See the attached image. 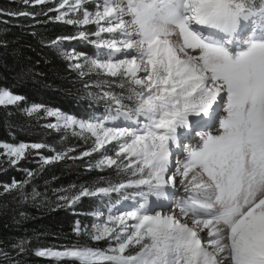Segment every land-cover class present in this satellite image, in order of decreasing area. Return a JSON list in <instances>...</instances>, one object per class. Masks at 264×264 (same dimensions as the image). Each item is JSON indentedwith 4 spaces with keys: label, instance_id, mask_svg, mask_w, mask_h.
Returning a JSON list of instances; mask_svg holds the SVG:
<instances>
[{
    "label": "snow or ice",
    "instance_id": "1",
    "mask_svg": "<svg viewBox=\"0 0 264 264\" xmlns=\"http://www.w3.org/2000/svg\"><path fill=\"white\" fill-rule=\"evenodd\" d=\"M88 2L60 0L57 9H50L60 13L56 20L69 25L97 26L92 33L80 31L78 38L96 37L89 42L99 54L89 58L73 50L65 57L80 76L119 78L120 88L127 86L129 94L103 92L100 98L108 102V111L100 119L77 120L59 110L46 111L73 135L93 138L80 158L104 149L95 167L114 168L117 177L125 178L61 194L58 206L114 194L125 201L136 199L137 205L128 211L109 208L106 216L94 213L98 222L89 227L77 222L78 234L107 241L106 248L84 244L34 254L75 264H264V0L259 5L256 0H100L94 11L85 7ZM70 13L79 15L69 18ZM249 22L252 31L241 40L239 33ZM75 38L57 37L51 46ZM23 99L0 90V106ZM220 103L224 114L218 118V131H198ZM42 108L33 105L28 112ZM121 118L140 127L109 126ZM186 133L198 135L199 142L185 147L181 137ZM113 142L114 154L108 155L106 146ZM44 147L0 144L12 165L29 148ZM181 147L183 157L173 168V148ZM52 151L55 155L44 158V164L63 160L72 150ZM27 183L14 181L4 191L16 190L26 200ZM177 183L186 194L179 202L174 199ZM37 196L32 189L31 198ZM170 199L174 207L169 205L168 211L150 208V203ZM29 244L22 240L12 247L23 253ZM0 256V264H20L3 249Z\"/></svg>",
    "mask_w": 264,
    "mask_h": 264
},
{
    "label": "trees",
    "instance_id": "2",
    "mask_svg": "<svg viewBox=\"0 0 264 264\" xmlns=\"http://www.w3.org/2000/svg\"><path fill=\"white\" fill-rule=\"evenodd\" d=\"M50 9L54 7L0 0V10L4 12L0 15V90L24 98L15 105L0 106V143L45 145L41 149L29 148L15 165L0 152V249L20 264H75L34 254L42 248L64 249L84 244L104 248L101 242L90 241L75 231L77 222L81 228L90 226L91 214L99 208L101 196L82 197L71 207L58 206L62 203L58 196L70 195L84 186H102L115 175L113 168H96L89 156L80 158L90 150L87 136L48 127L53 119L46 118V109L59 110L77 120L103 114L101 104L92 99L88 77L70 67L64 55L72 44L62 40L51 46L57 37H74L78 29L56 21ZM10 12L34 16L13 17L7 14ZM33 105L43 108L29 114ZM53 149L72 151H67L63 160L44 164V158L55 155ZM29 172L34 175L29 177ZM14 181H28L24 189L29 193L28 199L16 190L4 191ZM32 189L39 193L35 199L31 198ZM22 240L30 244L27 251L18 253L12 246Z\"/></svg>",
    "mask_w": 264,
    "mask_h": 264
},
{
    "label": "rangeland",
    "instance_id": "3",
    "mask_svg": "<svg viewBox=\"0 0 264 264\" xmlns=\"http://www.w3.org/2000/svg\"><path fill=\"white\" fill-rule=\"evenodd\" d=\"M4 1H8V2H20L22 5L27 6L29 4L31 5H49L51 7H54V9H57L60 3V0H47L46 3L43 4H35L34 0H29V3H24V0H4ZM71 3V0H70ZM100 3V0H89V2L85 5V7L90 10V11H94L96 8V5ZM260 0H256V4L259 5ZM67 10V6L65 7V9H60V12L66 11ZM53 15H54V19L56 16H58L60 13L58 11H52ZM79 14L78 13H70L69 14V18H77ZM58 21V20H56ZM60 23H64L63 21H58ZM67 24V23H65ZM69 25V24H67ZM251 25V23H247L244 24V26L249 27ZM70 26H74L76 27V29H78V32H76L74 37H77L75 39H68V40H64L66 42L71 43L72 45L65 51V53H70L71 51H75L76 53H83L86 54L89 58L99 54L101 52V50L97 49L92 43L89 42V40H96L97 38L94 36H90L89 40H84V39H80L78 38V33L80 31H85L87 33H92L95 32L97 30V26L95 24H89L87 26H78V25H70ZM244 33H247V31H245ZM104 38H108L110 34L108 33H104L102 34ZM74 44V45H73ZM81 49V50H80ZM85 51V52H84ZM64 53V55H65ZM69 61V60H68ZM70 63L72 64L73 61H70ZM84 77H88L89 82L88 85L91 88V93H92V99L94 102L101 104L100 108L103 109V114L102 115H95L92 116L88 119H84L85 121L90 120V119H100L102 117H104L107 114L108 111V102L104 99H101L100 96L102 95L103 92L105 91H112L115 92L117 94L123 93L124 96H127L129 94L127 86L124 89H121L119 86V78H111V77H107L104 75H97L95 73H91L88 75H85ZM108 78L114 79V81L108 80ZM97 88V91H95ZM19 103V101L17 102ZM16 103V104H17ZM125 104H129L130 106H134V104H132V102L125 100L124 101ZM3 106H7V105H3ZM29 110V109H28ZM29 113V112H28ZM36 113V112H33ZM32 114V113H31ZM216 114V113H215ZM223 104H221L220 109H218V113L216 114L214 121H213V126H210V129H206L205 127H203L202 123L199 125L198 131H207V132H215L218 131V118L223 116ZM46 118L49 119H53V122L51 124H57L58 126L54 129L57 130H68L70 133H72L71 129H66L63 127L62 122L58 121L56 117H52V116H48L47 115V111L45 112ZM109 126H119V127H132V128H137L140 127V125H138L135 121H126L123 120L122 118L115 121V122H111ZM77 131H79L77 129ZM73 134V133H72ZM83 135L87 136L90 139V148L92 147V142H93V138L88 134V133H84ZM185 135V134H184ZM182 135V137L184 136ZM198 135L194 134V133H190L188 138L192 139L195 141V144H193V146H195L198 142L200 137H197ZM181 137V139H182ZM183 145L185 146V141L184 139H182ZM116 142H113L112 144H108L106 146L107 148V154L108 155H113L114 154V145ZM190 142H187V144ZM3 144V143H0ZM192 144V143H191ZM187 147V145L185 146ZM177 149H179V153H184V147L181 148H173L172 151V161H173V168L175 167V163L177 160L182 159V157L180 158V156H177ZM104 149H101L98 152H94L92 153V155H90L89 157L94 159L95 163L94 165H96V162L101 158L102 154L104 153ZM183 151V152H182ZM0 152L5 155L4 153L6 152V150L4 149H0ZM26 153V152H25ZM99 169V168H98ZM107 169V168H104ZM114 169V168H113ZM172 169H170L171 171ZM125 178V176H120L117 177V175L115 174L114 176L111 177V180H106V181H112L115 182L118 179H123ZM179 191H181L182 194H185L184 192V187L183 185L179 186ZM130 191V190H129ZM154 199V198H153ZM176 202H179L177 200V198H174ZM118 200V203H115L114 206V202H116ZM167 202V205H166ZM165 204V205H164ZM137 205V200L136 199H129L127 201L123 200L122 198L118 197L117 195H113L112 197H103L101 196V199L99 200V208L97 210H95L91 216L93 217V220L90 222V225L93 223L98 222L96 217L93 215L94 213L97 212H101L103 211L105 213V216L107 215V210L109 208H111L113 211H118V210H123V211H128V210H132L135 206ZM169 205H173V201L170 199L168 201L165 202H161V201H156L154 203H150V208L154 211H168ZM166 208V209H165ZM131 223V222H130ZM103 244L104 248H106L108 246V242L107 241H99Z\"/></svg>",
    "mask_w": 264,
    "mask_h": 264
},
{
    "label": "bare ground",
    "instance_id": "4",
    "mask_svg": "<svg viewBox=\"0 0 264 264\" xmlns=\"http://www.w3.org/2000/svg\"><path fill=\"white\" fill-rule=\"evenodd\" d=\"M242 35H243V31H242V29H241V31H240V33H239V36H240V39H241V40L243 39ZM197 137H199V136H197ZM183 138H184V137H183ZM185 138H187V137H185ZM186 142H190V143L187 144V146H193V144H195V141L192 140V139H190V138H187V139H186ZM191 143H192V144H191ZM176 152H177V156H180V158L183 156V153H181V152L179 153V149H177ZM182 152H183V151H182ZM178 185L181 186L182 184L177 183V186H176V188H175V190H174V193H175L174 198H177V200L180 201L181 199H183V198L185 197L186 194H182L181 191H179V188H177ZM183 189H184V188H183ZM164 205H165V204H164ZM166 205H167V202H166ZM165 209H166V208H165ZM202 235H203V234H202Z\"/></svg>",
    "mask_w": 264,
    "mask_h": 264
},
{
    "label": "water",
    "instance_id": "5",
    "mask_svg": "<svg viewBox=\"0 0 264 264\" xmlns=\"http://www.w3.org/2000/svg\"><path fill=\"white\" fill-rule=\"evenodd\" d=\"M43 258L52 259V260H56V261L67 260V259H57V258H51V257H43Z\"/></svg>",
    "mask_w": 264,
    "mask_h": 264
}]
</instances>
